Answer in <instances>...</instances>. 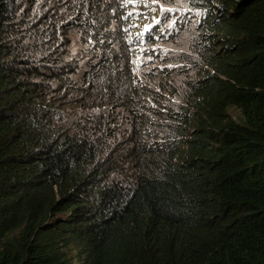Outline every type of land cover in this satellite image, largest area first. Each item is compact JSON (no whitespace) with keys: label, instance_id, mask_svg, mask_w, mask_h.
Segmentation results:
<instances>
[{"label":"trees","instance_id":"1","mask_svg":"<svg viewBox=\"0 0 264 264\" xmlns=\"http://www.w3.org/2000/svg\"><path fill=\"white\" fill-rule=\"evenodd\" d=\"M173 1L188 4L200 36L187 109L149 108L127 84L132 66L111 40L138 6L0 0V264H264V0ZM169 20L151 42L188 27ZM69 35L79 48L64 61ZM89 52L101 74L72 100L98 94L110 108L50 131L54 85L79 84ZM119 131L133 143L124 157L97 151L96 138ZM148 159L161 162L153 176Z\"/></svg>","mask_w":264,"mask_h":264},{"label":"rangeland","instance_id":"2","mask_svg":"<svg viewBox=\"0 0 264 264\" xmlns=\"http://www.w3.org/2000/svg\"><path fill=\"white\" fill-rule=\"evenodd\" d=\"M60 1L55 0V8H60L58 6ZM115 1L123 6H138L135 9H131L128 15L122 19L120 25L121 37L116 42L111 40V43L114 44L115 49L121 56L120 59L128 61L132 66V74L127 84L143 87L147 93L149 108L158 105V102L163 103L162 107L168 106L176 109L177 105L180 104L183 108H190L192 100L190 95L186 93V87L195 71L193 65L195 54L199 50L196 46L200 36L197 34L195 26L190 23L193 19L190 11H188V4L175 3L173 0ZM129 1L132 3H127ZM255 3V0L251 1L249 6V3L245 5V8L253 9ZM111 7L114 10L112 14L118 16L116 8L113 5ZM146 7H148V12H145ZM261 9L264 10V7ZM261 9L259 7L258 10ZM163 16H170L167 26L169 25L171 28L177 27L180 21H185V23L187 21L188 27L176 32L172 29V36H164L155 42H151L150 38H148L151 33L157 34L164 29L159 30L157 25L156 28L158 30L153 27L147 35H144L145 26L153 25L154 21H159L160 17ZM241 16H243V13H240L238 18ZM119 22L114 20L115 28ZM68 40L69 43L64 42L57 47L56 58L68 61L72 55L73 57L75 56L74 52L79 48L78 38L69 35ZM65 77L74 82L76 80L70 73L66 74ZM77 88L78 84L69 88V90L66 87L63 88L60 82L56 86L54 85L52 92L54 91L56 95L48 97V99L51 97L53 99L49 100L50 105L44 110L45 116L53 113L54 118H52V125L49 127L50 131H54V128L55 130L56 128L60 129L64 124L70 123L69 133H72V124H78L79 119H83L88 115L89 104L84 107H78V105L69 108L65 107V102L70 98L69 95ZM58 96L59 105L58 100L55 99ZM228 111L234 117H237L238 112L236 110L229 109ZM77 130H79L78 127Z\"/></svg>","mask_w":264,"mask_h":264},{"label":"clouds","instance_id":"3","mask_svg":"<svg viewBox=\"0 0 264 264\" xmlns=\"http://www.w3.org/2000/svg\"><path fill=\"white\" fill-rule=\"evenodd\" d=\"M90 52L86 53V61L81 65L79 72H81V74L78 76L80 78V82L78 84V88L76 89L77 91H73L70 95H69V99L67 100V103L65 104V107H72L75 105L84 107L85 105H81L78 102H74L72 99H75L74 97L78 98L80 96V87L84 88L87 87V84L84 80V77L86 75H96L97 72H100L101 74V70L100 67L101 65H104L103 63L105 62L103 60L102 56H99L98 58H89ZM210 71V70H209ZM78 72V73H79ZM211 72V71H210ZM103 78V77H101ZM104 80H106V82L108 84H110L112 86V88L115 89L114 85L110 82V80L107 78H103ZM109 99L105 100L103 98H100L97 94V98L96 99H92V97L88 98V101L86 103L89 104V111H88V115L86 117H89L91 119H96L100 116H102L103 114H105L107 112V109L110 108L109 105ZM58 102L60 103V100L58 98ZM95 102V103H93ZM74 108V107H73ZM136 111H140L138 105L136 106ZM60 113H62V111H60ZM111 128H113V125H111ZM70 135V134H69ZM93 142H95V148L97 149V151L99 152H110L112 153V157H124L125 153L132 147V141L131 138L129 136V133H123L119 131V135L117 137H115L114 135H112L111 133H108L105 136H101L99 138H96ZM124 143L123 146L121 145V143ZM62 143V142H61ZM151 144L152 142L149 143V145H145V151L142 154V157L154 153V151L151 150ZM145 160V159H143ZM143 163V162H142ZM161 162L153 160V159H148L145 161V163L143 164L144 166H147L150 171H151V176L156 174L157 169L159 168ZM91 203H93L96 207V209L98 210L103 204H104V198L102 197H98L96 199H94ZM96 214V213H95Z\"/></svg>","mask_w":264,"mask_h":264},{"label":"snow or ice","instance_id":"4","mask_svg":"<svg viewBox=\"0 0 264 264\" xmlns=\"http://www.w3.org/2000/svg\"><path fill=\"white\" fill-rule=\"evenodd\" d=\"M162 11H163V9H162ZM158 23H159V21H154L153 25H146L143 34L147 35L149 33L150 29L153 28L155 26V24H158Z\"/></svg>","mask_w":264,"mask_h":264}]
</instances>
